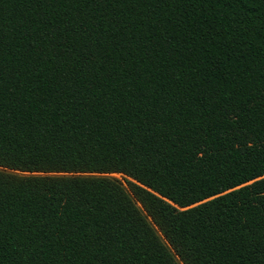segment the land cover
<instances>
[{"label":"trees","instance_id":"16d2710c","mask_svg":"<svg viewBox=\"0 0 264 264\" xmlns=\"http://www.w3.org/2000/svg\"><path fill=\"white\" fill-rule=\"evenodd\" d=\"M0 167V264H264V0H0Z\"/></svg>","mask_w":264,"mask_h":264},{"label":"rangeland","instance_id":"374dc122","mask_svg":"<svg viewBox=\"0 0 264 264\" xmlns=\"http://www.w3.org/2000/svg\"><path fill=\"white\" fill-rule=\"evenodd\" d=\"M0 171H5V172L11 173V174H15V175H19V176L29 175L28 173H22V172H19V171L9 170V169H6V168H1V167H0ZM56 175H62V174H56ZM66 175H71V174H66ZM105 176H107L109 178L116 179L126 189V191L129 192V183L128 182H132L131 179H129L128 177L123 176L121 174H107ZM136 205H137V207L139 209L142 210V208H141V206H140V204L138 202H136ZM156 231H157L158 235L160 236V238L162 239V241L165 242V240L163 239V237L161 236L159 231L157 229H156Z\"/></svg>","mask_w":264,"mask_h":264}]
</instances>
